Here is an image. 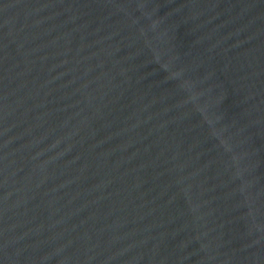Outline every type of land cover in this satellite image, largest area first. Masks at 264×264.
Instances as JSON below:
<instances>
[{
  "label": "water",
  "instance_id": "water-1",
  "mask_svg": "<svg viewBox=\"0 0 264 264\" xmlns=\"http://www.w3.org/2000/svg\"><path fill=\"white\" fill-rule=\"evenodd\" d=\"M0 264H264V0H0Z\"/></svg>",
  "mask_w": 264,
  "mask_h": 264
}]
</instances>
